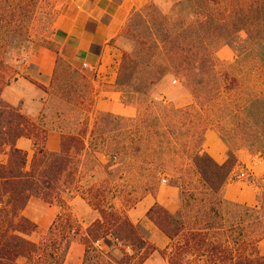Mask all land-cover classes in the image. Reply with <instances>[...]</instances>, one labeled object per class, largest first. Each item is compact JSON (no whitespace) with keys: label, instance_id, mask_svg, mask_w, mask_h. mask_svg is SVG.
<instances>
[{"label":"trees","instance_id":"trees-1","mask_svg":"<svg viewBox=\"0 0 264 264\" xmlns=\"http://www.w3.org/2000/svg\"><path fill=\"white\" fill-rule=\"evenodd\" d=\"M34 1L0 0L4 55L20 57L28 49L25 18ZM165 1L152 0L132 13L122 31L140 24L147 32V40L138 38L124 52L116 82L137 116L97 112L95 127L100 121L102 128L63 134L55 152L46 148L48 129L2 99L14 73L0 54V158L7 157L0 160V264H67L73 242L85 247L83 264H144L156 252L169 264H264L258 248L264 240V194L254 206L224 196L237 151L264 156V0H178L162 12ZM224 46L235 60L218 58ZM172 79L189 91L192 103L177 107L153 93ZM113 121L131 124L118 128ZM209 131L229 149L224 164L203 152ZM21 138L34 141L29 165L28 153L17 147ZM106 143L116 144L105 151L108 166L123 157L149 158L153 176L168 174L170 186L178 188L175 213L159 203L147 212L170 240L165 249L150 242L128 215L102 207L97 202L102 191L79 190L81 157H96L102 152L96 147ZM75 189L99 214L87 226L68 203ZM32 198L60 210L39 242L30 238L38 224L24 213ZM102 241L107 249L97 245Z\"/></svg>","mask_w":264,"mask_h":264},{"label":"crops","instance_id":"crops-1","mask_svg":"<svg viewBox=\"0 0 264 264\" xmlns=\"http://www.w3.org/2000/svg\"><path fill=\"white\" fill-rule=\"evenodd\" d=\"M151 1L68 0L57 19L50 45L32 48L19 57L17 71L3 88L1 97L7 103L19 107L37 125L48 129L46 141L48 151L55 152L60 149L63 134H74L66 122L67 119L77 118H68L67 112L85 113L86 110L82 108L88 103L92 109V112H86L88 116L97 112H107L127 118L136 116L137 108L124 103L116 83L122 61L118 40L132 13ZM224 52L230 54L227 60L233 57V53L227 50ZM60 61L65 65V70L62 69ZM84 64L92 70L85 68ZM65 72L69 77L65 78L67 81L64 82L62 73ZM75 76L77 79L74 81ZM57 89L61 90V93H58ZM71 89L78 93L73 101L67 93V90ZM160 95L164 100L169 101L170 96L167 92ZM55 103L58 105L57 108H53ZM188 103L189 101L186 100L180 105L186 106ZM17 147L28 153L29 165L34 153V141L21 138L17 141ZM203 152L219 164H224L229 158L228 147L215 131L206 134ZM236 155L238 161L233 170L247 169L252 180L264 175V157L251 155L245 150L237 151ZM0 160L6 162L7 157L2 156ZM178 196V188L163 187L152 205L159 203L171 213H175L179 207ZM224 196L229 201L248 206L257 203L256 188L250 181H228ZM80 200L82 201V198L76 196L68 203L72 205L74 215L84 222L87 218L83 217L74 205H79ZM31 203L33 198L29 204ZM29 204L24 213L38 224L40 230L49 228L60 212L58 208L51 206L46 215L38 211L30 216L27 214ZM149 209L150 207H146V203L142 202L129 213L130 218L135 225L142 228L149 241L163 250L169 245L170 240L147 218ZM97 218L98 216L94 217L90 223ZM103 244L105 245L104 242ZM258 248L264 255V240L259 243ZM84 253L85 247L73 242L66 263L83 264ZM156 254H152L144 264H169L163 258H158Z\"/></svg>","mask_w":264,"mask_h":264},{"label":"rangeland","instance_id":"rangeland-1","mask_svg":"<svg viewBox=\"0 0 264 264\" xmlns=\"http://www.w3.org/2000/svg\"><path fill=\"white\" fill-rule=\"evenodd\" d=\"M67 1L68 0H35V3L32 4V8H27L28 16L25 18V23L29 31L31 42L29 44L28 49L25 52H22L20 56L25 55L32 48L38 47L40 45H50V38L54 32L57 19L59 18L62 10L64 9ZM177 1L178 0H166L165 2L160 4L161 11H168V9L172 8V5L175 4ZM26 3H29V0H25V4ZM138 38H143V40L148 39L147 32L144 26L140 24H138L136 28H133L129 33L122 32L120 34L118 46L122 51V57L124 52H131L136 47ZM224 47L225 49H223L222 47L220 49L223 50L217 53L218 58H220L221 60H227V57L230 55L224 52V50H227L229 51V53H233V57L229 60H235V52L229 46ZM0 54L6 59L7 64H9V67L11 68V72L15 73L19 64V54L16 52H10L5 55L3 54V52H0ZM62 66V69L65 70V65ZM62 75V80H64V82L67 81V79L65 78H68L69 74L67 75V73L65 72L62 73ZM76 79L77 76L73 78L74 81ZM173 81L174 79L163 82L153 90V93L158 95L163 92H167L170 96L169 101H166L167 104H173L177 107L185 106L180 105V103L186 100L189 101L188 104L192 103L193 98L189 91L179 81H177L176 83H174ZM56 91H58V93H61V90L57 89ZM67 93L71 94L70 96L72 98V101L78 96L77 91L73 89L67 90ZM57 106L58 105L55 103L53 108H57ZM89 108L90 106L88 103L84 105L82 109L86 110L87 112ZM86 112H67L68 118H77H75L76 120L67 119L66 122V125L70 127V130L73 131L74 134L79 133L84 129H87L88 133H90L94 130V128L95 130L102 128V123L100 121L98 122L97 127H95L96 114L94 113L93 115L88 116V113ZM111 123L112 127L117 126L118 128H124L125 126L131 124L118 121H113ZM120 139L122 142L120 144V147H122L123 145H125V142L122 141L124 138L120 137ZM114 146H116L115 143H106L105 145L99 144L96 147L98 148V150H102L99 155H97L96 157H81L82 164L80 167L78 188L82 192H85V190L87 191L90 188H95V190H98V192L102 191V196L99 197L97 201L100 205H102V207L110 208L111 206H114L120 213L128 215L130 218L129 213L133 209H135L140 203L145 202L146 207L149 206L150 208L153 206L152 204L155 201L159 191L163 187L170 186L169 180L171 179V176H169L168 174H161L157 177H154L153 172L150 170L152 165L150 163L151 160L145 157H123L119 159L118 165H113L112 167L108 166L109 157H106V155L104 154L107 149H112ZM162 177L167 179V183L162 182ZM190 178L192 180L194 179L193 177ZM263 179L264 175L259 178H256L255 180L251 179L250 181L255 185L256 196L264 194ZM79 190L77 191V189H75L73 193H70L67 196L68 202H70L71 199L76 197ZM74 205L75 209H77L78 212L83 215V217L87 218L86 221L82 222L85 226H87L94 219V217H99V214L97 211L94 210V207L91 206L89 202L84 201L83 199L82 201L80 200L79 205ZM50 207L51 206L46 204L44 201L37 198H33V203L29 204V207L27 208V214L31 216L35 213H38V211L47 214L49 212ZM70 207L72 208V205H70ZM49 228L41 230L39 229L38 233L32 234L30 238L33 241L38 242L42 239L47 238ZM141 229L142 228H140V230ZM141 232H143V230H141ZM143 235H145L144 232ZM112 241L113 243L115 242L113 238ZM100 248L107 249V247H105V245L103 244V241L100 243ZM156 253V256L158 258H163L158 252Z\"/></svg>","mask_w":264,"mask_h":264},{"label":"built area","instance_id":"built-area-1","mask_svg":"<svg viewBox=\"0 0 264 264\" xmlns=\"http://www.w3.org/2000/svg\"><path fill=\"white\" fill-rule=\"evenodd\" d=\"M84 67L92 70V68L89 67L87 64H84ZM173 82L176 83L177 80H174ZM160 99L163 101H166L162 97ZM251 178H252V176L250 175V172L247 169H237V170L235 169L231 172L228 181H246V182H249V181H251ZM162 182L167 183V179L162 177ZM114 241L118 242L117 240H114ZM100 243L101 242L97 243V245L99 247H100Z\"/></svg>","mask_w":264,"mask_h":264}]
</instances>
